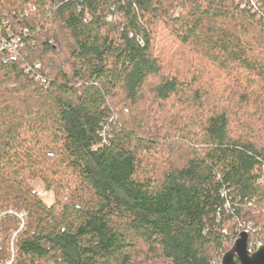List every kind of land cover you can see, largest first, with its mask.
<instances>
[{
  "label": "trees",
  "instance_id": "16d2710c",
  "mask_svg": "<svg viewBox=\"0 0 264 264\" xmlns=\"http://www.w3.org/2000/svg\"><path fill=\"white\" fill-rule=\"evenodd\" d=\"M2 41L0 263L264 245V0H0Z\"/></svg>",
  "mask_w": 264,
  "mask_h": 264
},
{
  "label": "water",
  "instance_id": "95a60500",
  "mask_svg": "<svg viewBox=\"0 0 264 264\" xmlns=\"http://www.w3.org/2000/svg\"><path fill=\"white\" fill-rule=\"evenodd\" d=\"M248 232L242 230L221 257V264H264V245L248 250Z\"/></svg>",
  "mask_w": 264,
  "mask_h": 264
},
{
  "label": "built area",
  "instance_id": "2783aa9c",
  "mask_svg": "<svg viewBox=\"0 0 264 264\" xmlns=\"http://www.w3.org/2000/svg\"><path fill=\"white\" fill-rule=\"evenodd\" d=\"M2 45L0 46V49H2V48H6L7 49V52L9 53V54H13L14 52H15V45L13 44V43H11V42H6V41H2V43H1ZM14 55V54H13ZM37 68L39 67V64H36L35 65ZM25 72L26 73H28V72H30V67H26L25 68ZM41 81L43 82V83H45V78H43V77H41ZM100 135L102 136V138H103V140H102V142L104 143L105 142V140L107 139V137H110V130H109V128H104L102 131H101V133H100ZM259 182H261V183H264V169H263V174L261 175V178L259 179ZM33 193H35V194H37V195H40L41 194V192L40 191H36V190H34L33 189V191H32ZM6 213V211H3L2 212V214H5ZM7 213H9V214H12V215H15L17 218H20V220H21V225H19V227H17L14 231H13V233H12V236L14 237L15 236V234L22 228V226H23V223H24V215H25V213H18V212H16V211H14L13 209H10V210H8L7 211ZM259 245H263V244H261V243H258V244H256V245H251V246H248V250L251 252V251H254ZM9 263V261L7 262V264ZM0 264H3V263H0Z\"/></svg>",
  "mask_w": 264,
  "mask_h": 264
},
{
  "label": "rangeland",
  "instance_id": "374dc122",
  "mask_svg": "<svg viewBox=\"0 0 264 264\" xmlns=\"http://www.w3.org/2000/svg\"><path fill=\"white\" fill-rule=\"evenodd\" d=\"M30 184L34 190L41 192L40 195L43 196L45 200L49 201L51 199L50 193L44 191L43 184L40 180H32Z\"/></svg>",
  "mask_w": 264,
  "mask_h": 264
}]
</instances>
